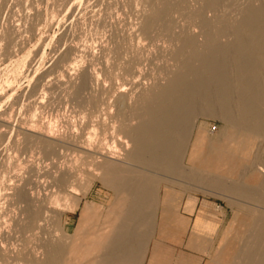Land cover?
<instances>
[{
  "label": "rangeland",
  "instance_id": "1",
  "mask_svg": "<svg viewBox=\"0 0 264 264\" xmlns=\"http://www.w3.org/2000/svg\"><path fill=\"white\" fill-rule=\"evenodd\" d=\"M261 2L0 0V264H70L59 250L103 239L111 248L137 240L134 264H150L152 244L169 229L167 209L190 197L220 214L202 264L226 263L229 227L264 215V144L238 140L234 127L244 148L213 169L218 177L202 159L189 163L196 137L220 143L232 128L204 91L179 113L187 143L177 161L142 155L136 130L177 76L191 82L210 51L233 50L237 25ZM258 58L252 84L264 103V51ZM240 184L251 194L234 189Z\"/></svg>",
  "mask_w": 264,
  "mask_h": 264
},
{
  "label": "bare ground",
  "instance_id": "2",
  "mask_svg": "<svg viewBox=\"0 0 264 264\" xmlns=\"http://www.w3.org/2000/svg\"><path fill=\"white\" fill-rule=\"evenodd\" d=\"M262 20H264V0L261 5L248 8L244 19L237 25L236 31L240 36L233 50L227 46L214 48L201 59L204 70L197 68L191 72V82L186 75H179L165 89L156 108L149 112L151 119L136 130V141L142 155H150L154 162L162 159L177 161L181 146L187 143L181 134L187 116L186 114L181 116L179 113L196 105L197 91L215 95L212 102L217 107L216 113L226 117L227 123L232 128L230 127L227 138L220 143L206 145L198 142L199 139L196 137L190 145L189 163L193 164L198 159H202L205 168H209L210 172L208 173H214V176L218 177L220 174H215L213 169L222 168L225 158L237 157L235 150L242 147L239 145L242 141L232 139L235 128L240 130L237 135L238 140H241V136L245 134L247 139L258 140L264 144V103H262L261 91L257 92L256 87L252 84L255 75H257L258 53L264 51V38L259 36ZM252 38H254L253 42H251ZM171 97H174L175 100L167 104ZM198 148H203V151ZM236 168L233 167L231 170L237 171ZM224 171H230V169H224ZM115 174L120 177L138 176L134 173L124 172V170H117ZM241 184L234 189L249 195L250 192L245 190ZM127 210L126 212H128ZM233 224L225 233L221 246V251L225 247L231 250V255L227 256L225 264H264V215L258 214L253 218ZM238 240H241V243ZM110 242V240L103 239L93 246L87 243H85L86 246L75 245L62 248L56 254L64 262L70 264L135 263L133 253L140 242L135 240L127 247L117 248H111ZM94 253H101L103 256L98 261L88 260V257Z\"/></svg>",
  "mask_w": 264,
  "mask_h": 264
},
{
  "label": "crops",
  "instance_id": "3",
  "mask_svg": "<svg viewBox=\"0 0 264 264\" xmlns=\"http://www.w3.org/2000/svg\"><path fill=\"white\" fill-rule=\"evenodd\" d=\"M85 208H95V205ZM170 210L172 216L167 214L169 229L166 238L152 244L150 264H176L172 261L176 257L184 258L178 264H202L214 245L220 226L218 208L206 201L201 203L197 197H190L183 201L182 208L167 209ZM214 228L217 230L211 233Z\"/></svg>",
  "mask_w": 264,
  "mask_h": 264
}]
</instances>
